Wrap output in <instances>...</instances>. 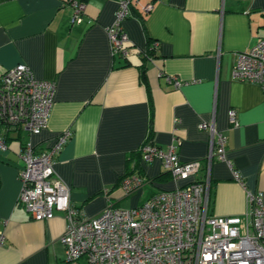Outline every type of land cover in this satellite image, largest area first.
<instances>
[{"label": "crops", "instance_id": "0c3cea01", "mask_svg": "<svg viewBox=\"0 0 264 264\" xmlns=\"http://www.w3.org/2000/svg\"><path fill=\"white\" fill-rule=\"evenodd\" d=\"M78 1L82 20L72 23L68 0H0V74L24 64L55 84L47 127L32 136L11 129L0 149V264H56L64 255L63 213L33 219L18 202V171L26 140L46 148L66 130L54 168L71 203L93 216L186 184L136 152L149 140L203 163L210 133L199 124L213 119L227 140L226 160L211 165L209 211L248 217L247 191L264 198V94L233 78L232 68L238 52L264 37V0H132L125 58L113 54L106 33L118 0ZM131 173L143 185L126 195L120 178Z\"/></svg>", "mask_w": 264, "mask_h": 264}, {"label": "built area", "instance_id": "2783aa9c", "mask_svg": "<svg viewBox=\"0 0 264 264\" xmlns=\"http://www.w3.org/2000/svg\"><path fill=\"white\" fill-rule=\"evenodd\" d=\"M131 1L118 0L114 19L106 28L113 54L123 58L128 56L125 43L129 41L123 22L130 15ZM68 4L73 10L71 22H80L83 2L68 0ZM151 8L150 3L143 6L144 11ZM236 55L233 78L258 84L264 94V37ZM172 81L175 86L181 84ZM54 92V82L36 79L24 64L0 74V149L6 147V130L19 129L32 136L47 127ZM228 119L237 124L235 110H229ZM199 128L210 133L203 163L181 161L174 145L162 149L147 141L140 148L144 162L160 160L174 180L188 179L186 184L156 192L131 207L109 204L93 216L71 203L69 187L54 168L56 155L71 132L60 133L46 148H36L26 140L19 153L18 202L36 220L63 213L66 226L59 240L64 255L56 264H264L262 192L247 191L248 217L210 213L211 165L214 159L226 160L227 138L215 128L213 119L200 122ZM120 184L129 195L143 185V178L131 173ZM3 243L0 231V246Z\"/></svg>", "mask_w": 264, "mask_h": 264}, {"label": "trees", "instance_id": "16d2710c", "mask_svg": "<svg viewBox=\"0 0 264 264\" xmlns=\"http://www.w3.org/2000/svg\"><path fill=\"white\" fill-rule=\"evenodd\" d=\"M152 49H154V48H152ZM142 75H143V72H142ZM1 125V124H0ZM8 130H6V132H5V134H6V138H5V140H7V132ZM18 133H21V131L18 129ZM147 141H149V140H146V142ZM150 142V141H149ZM145 143V142H144ZM142 146V145H141ZM141 148V147H140ZM140 148L138 149V151L136 152L137 154H139L140 155V157H141V151H140ZM123 178V177H122ZM122 178H120V182H121V180H122ZM78 209H80L79 207H77ZM81 210V209H80Z\"/></svg>", "mask_w": 264, "mask_h": 264}, {"label": "rangeland", "instance_id": "374dc122", "mask_svg": "<svg viewBox=\"0 0 264 264\" xmlns=\"http://www.w3.org/2000/svg\"><path fill=\"white\" fill-rule=\"evenodd\" d=\"M118 207H121V205H118ZM214 215H216V214H214ZM217 216H218V215H217ZM80 262L83 263V260H81Z\"/></svg>", "mask_w": 264, "mask_h": 264}]
</instances>
